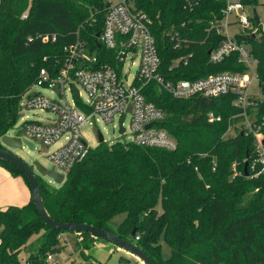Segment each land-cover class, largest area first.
Wrapping results in <instances>:
<instances>
[{"label":"trees","instance_id":"16d2710c","mask_svg":"<svg viewBox=\"0 0 264 264\" xmlns=\"http://www.w3.org/2000/svg\"><path fill=\"white\" fill-rule=\"evenodd\" d=\"M259 1L244 0L253 7ZM109 3L0 0V138L17 121L21 97L40 68L63 58L64 46L75 39L77 31L99 56V64L117 65L113 51L97 46ZM137 3L150 18L161 71L167 78L246 71L238 53L220 63L210 61L209 51L223 39L212 28L214 19L222 16V1L199 0L194 9L185 8V0ZM26 10L28 16L23 18ZM257 26L254 38L248 32L237 33V38L258 59L264 92V32L261 24ZM175 32L183 38L179 46L173 38ZM53 34L55 41L51 40ZM45 35L50 36L48 42L43 40ZM45 56L48 62L43 60ZM143 91L165 111L163 126L177 138V148L104 141L71 169L60 186L37 175L50 216L60 222L108 229L138 244L158 264H264V171L255 175L262 165L252 167L254 135L239 126L245 116L234 104L236 95L177 99L155 83ZM209 112L221 120L209 121ZM247 113L256 118L264 133V102L249 106ZM0 166L22 176L30 188L16 165L0 159ZM120 214L125 217L114 229L112 220ZM64 232L43 221L31 193L27 203L0 209V264H46L48 253L60 248ZM79 234L81 252L100 238L89 232ZM36 235L37 240L30 242ZM162 241L171 248L169 256L163 255ZM27 245L30 252L23 262L20 253Z\"/></svg>","mask_w":264,"mask_h":264},{"label":"built area","instance_id":"2783aa9c","mask_svg":"<svg viewBox=\"0 0 264 264\" xmlns=\"http://www.w3.org/2000/svg\"><path fill=\"white\" fill-rule=\"evenodd\" d=\"M109 1L98 42L101 47L104 45L114 52L113 58L117 65L114 66L110 62L99 64V56L89 50L77 31L75 39L64 46V57L50 63L49 67H41L36 80L21 97L19 111L24 108L48 113L44 118L24 121V141L33 143L35 149V140L45 146H52L63 139L62 144L50 152L49 158L55 170L65 175V179L71 169L85 159L93 148L84 136L82 127L96 116L106 122L118 118L125 131L129 116L131 142L175 150L178 140L163 126L165 111L149 101L143 91L146 85L155 83L160 90L177 99L194 95L218 97L234 93V104L243 109L242 115L245 116L239 126L254 135L255 156L252 167L262 165V169L255 175L264 171V133L256 118L247 113L249 106L256 107L259 102H264V92L257 72L258 59L251 52V47L237 38V33L251 34L258 31L259 27L254 23L253 14L250 16L246 12L249 5H246L244 0H219L224 3L222 16L214 19L212 28L222 34L223 39L209 52L210 61L213 63H220L230 54L238 53L239 61L246 66V71H222L195 79H177L167 78L161 71V57L149 25L150 18L138 6V0ZM198 1L185 0L184 7L194 9ZM27 16L28 10L22 14L23 18ZM235 24L244 29L231 35L229 28ZM51 38L52 41L57 40L55 34ZM173 38L176 40V46L183 41L178 32L173 34ZM43 40L48 42L50 36H43ZM138 53V71L131 83L127 84V74H121L122 68L128 57L133 62V57ZM43 60L48 62V57L45 56ZM185 60H188L187 57ZM256 80L258 81L255 83ZM33 86L49 89L55 92L59 99L40 91H32ZM79 87L86 92L87 100H81ZM67 91L72 93L73 101L67 98ZM123 117L125 119L122 121ZM208 117L209 121L221 120V117L213 112H209ZM56 256L57 252H49L46 264H65L60 263Z\"/></svg>","mask_w":264,"mask_h":264},{"label":"rangeland","instance_id":"374dc122","mask_svg":"<svg viewBox=\"0 0 264 264\" xmlns=\"http://www.w3.org/2000/svg\"><path fill=\"white\" fill-rule=\"evenodd\" d=\"M118 1V0H112ZM257 9V13L260 16L261 21V28L264 32V0H260L257 6H254ZM253 6H248L246 8L247 14L252 16L253 14ZM255 24L256 21L254 20ZM244 29L242 26L235 24L230 26L229 33L234 35L236 32H241ZM139 53L133 57V62L130 57H128L125 61V64L122 68L121 74H127L126 83L130 84L134 75L137 73L139 68ZM258 80L255 81V83ZM32 85V84H31ZM30 85V86H31ZM257 86V84H256ZM81 90V100H87V94L79 87ZM32 91H40L41 93L48 95L53 98H58L55 92H52L46 88H40L38 86H33ZM66 96L70 101H73V96L70 91L66 92ZM28 115V117H27ZM48 115V113L44 111H32L22 109L18 113L17 121L9 128L6 135L12 136L17 139L22 145L20 147H12L7 146L9 150H11L14 154L21 157L25 162H27L35 172V174L40 175L43 177L50 185L52 186H60L61 184L55 182L54 178L49 177L47 175V171L53 167V163L49 158L50 152L56 149L60 144H62L63 139L59 140L56 144L52 146H45L40 141L35 140L37 147L35 149H31L29 145L24 141L23 137V130L22 126L25 120L32 119H41ZM129 122L130 117H127L126 120V131L124 133L120 132V122L118 118H116L112 122H106L101 119L99 116H96L90 122H87L82 127V132L84 136L89 141L90 145L95 147L99 142L98 137V130H100L104 136L105 142L109 144H114L116 142H130L132 140V133L129 129ZM234 134V131H231L230 134ZM66 180V179H65ZM125 214L117 215L112 220V228H116V226L124 219ZM39 235H36L30 239V242H35ZM81 237V234L75 233L74 231H66L63 235H60L61 245L60 248L56 251H52V253L57 252L56 258L60 263L68 264L73 262L74 264L78 263H88V262H95L98 264H147L142 259L138 258L137 255L131 253L127 249L118 246L117 244L104 239L102 237L97 238L94 243L88 249H83L84 251L81 252L79 249L77 240ZM134 240V239H133ZM37 244H35L36 247ZM162 248H163V255L169 256L171 253L170 246L165 242L162 241ZM30 252V248L25 247L22 252L20 253V258L25 260ZM86 257V259H84ZM90 259V260H88Z\"/></svg>","mask_w":264,"mask_h":264},{"label":"water","instance_id":"95a60500","mask_svg":"<svg viewBox=\"0 0 264 264\" xmlns=\"http://www.w3.org/2000/svg\"><path fill=\"white\" fill-rule=\"evenodd\" d=\"M253 17L254 20L256 21L257 24H260V17L259 14L257 13V9L254 7L253 8ZM99 36V34H98ZM251 37H255V33H251ZM97 46L100 48L101 44L98 42ZM210 52V51H209ZM76 94L78 95V91L76 90ZM129 110H131V106L129 107ZM125 119L123 117L122 121ZM151 126V125H149ZM125 127L121 124L120 126V132L124 133ZM98 137H99V142H104V136L102 132L99 130L98 131ZM1 143L3 145L7 146H12V147H20L22 144L15 139L12 136L9 135H4L1 138ZM31 149H34V145L31 142L27 143ZM249 157V154H247V158ZM0 159L6 160L14 165H16L19 169L22 170V172L26 175L27 179L29 180L30 183V188H31V193L33 197V201L35 203L36 209L38 210L41 218L43 221L48 224L50 227L55 228L57 230H63V231H74L75 233H82V232H89L93 235L102 237L104 239H107L115 244H117L120 247H123L130 251L131 253H134L137 255L138 258L142 259L145 263L147 264H158L150 255H148L138 244L135 242L123 238L119 236L118 234L102 228L98 227L89 223H82V222H60L55 219H53L43 200V196L40 190L39 186V181L37 174L33 171L32 167L25 162L21 157L18 155L14 154L11 150L6 148L5 146H0ZM248 166H249V161L247 160L245 163V171L246 174H248ZM47 175L49 177L54 178L55 182L62 184L65 181V175L57 172L54 167L50 168L47 171ZM135 234V230L132 232V235Z\"/></svg>","mask_w":264,"mask_h":264},{"label":"crops","instance_id":"0c3cea01","mask_svg":"<svg viewBox=\"0 0 264 264\" xmlns=\"http://www.w3.org/2000/svg\"><path fill=\"white\" fill-rule=\"evenodd\" d=\"M30 199L31 190L24 178L14 176L5 167L0 166V209L9 205H23Z\"/></svg>","mask_w":264,"mask_h":264},{"label":"flooded vegetation","instance_id":"af4514ba","mask_svg":"<svg viewBox=\"0 0 264 264\" xmlns=\"http://www.w3.org/2000/svg\"><path fill=\"white\" fill-rule=\"evenodd\" d=\"M3 147H4V145H3ZM7 148V147H6Z\"/></svg>","mask_w":264,"mask_h":264}]
</instances>
